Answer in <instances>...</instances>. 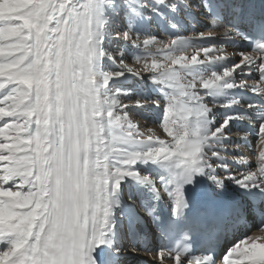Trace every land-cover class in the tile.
I'll return each mask as SVG.
<instances>
[{
    "label": "snow or ice",
    "instance_id": "obj_1",
    "mask_svg": "<svg viewBox=\"0 0 264 264\" xmlns=\"http://www.w3.org/2000/svg\"><path fill=\"white\" fill-rule=\"evenodd\" d=\"M194 8L223 32L184 35ZM229 8L244 16L243 5L212 0H0V264H122L126 241L153 264H216L211 253L192 251L186 232L149 246L134 220L124 223L121 186L131 182L128 201L132 185L154 200L166 196L177 218L185 185L198 176L264 196V39L233 56L206 46L221 35L252 39L225 21ZM249 23L264 36V14ZM127 77L147 81L125 86ZM237 89L253 99L242 103ZM133 95L134 104L123 103ZM149 104L159 109L163 138L133 119ZM241 119L258 138L248 159L249 131L233 136L230 126ZM146 164L158 174L143 171ZM139 207L162 238L173 228L155 205ZM234 207L235 222L246 223L251 209ZM219 264H264V223Z\"/></svg>",
    "mask_w": 264,
    "mask_h": 264
},
{
    "label": "bare ground",
    "instance_id": "obj_2",
    "mask_svg": "<svg viewBox=\"0 0 264 264\" xmlns=\"http://www.w3.org/2000/svg\"><path fill=\"white\" fill-rule=\"evenodd\" d=\"M219 1L225 4H237V5H243V13L246 17V14L248 18L253 19L257 16V6L259 5L260 8L263 10L264 14V1L263 0H215ZM194 4H199V0H193ZM239 11V10H238ZM224 14L226 15L225 20H234L239 23V25H242V19L244 16L237 15L236 12H233L232 9H226ZM262 15V14H261ZM260 15V16H261ZM187 19L183 20L184 25V35L187 36H194L198 34V32H189L186 28H191V26H188V23L190 24L191 21L193 22V26L197 28H201L199 31L205 33L206 35L209 32L215 33L217 35H220L223 32V26L222 27H212L210 21L208 20V13H205L203 9L201 8H194L190 10L188 13H186ZM224 26H228L225 24ZM153 28H155V25H153ZM199 32V33H200ZM159 38L163 39L164 34L160 33ZM230 39H236V37H223L220 36L219 40L215 41H209L210 45H214L216 43V47H223L224 52L223 55L227 56H233L234 53H238L241 50H247L245 45L238 44L237 46H234L231 43H228L227 41ZM248 51V50H247ZM216 55H221V53H215ZM201 59L203 57L201 56ZM126 63L129 65H133L134 67H139V65H135L132 57L130 56ZM147 81V77L144 78V81H136L135 77H127V82L125 83V86H127V83L135 82L137 84H145ZM123 83V81H122ZM145 92H148L152 99H155L158 97V94L155 92L150 91L149 87L144 88ZM235 94H239L241 96V102L247 103L251 99H253V96L251 93H242L240 90H234ZM137 97L135 95L132 96L131 99H124V104H134ZM223 112L225 111H242L243 109H221ZM221 110H214L219 111ZM137 115L133 117L134 121L138 123L141 130L146 131L147 129H156L157 134L163 136L165 134L162 133V130H159L158 127V121L159 118V109H156L153 105L149 104L146 106L145 109H136ZM251 112V110H248ZM223 114V113H222ZM233 130V136L236 135L237 128L241 129H247L248 131L254 130V133H250V142L252 147L245 150V158L248 159L247 152L256 153L257 152V140L255 135V127L247 120L241 119L238 121L232 122L230 124ZM231 143H239L240 141L237 140L235 137L232 138L230 141ZM231 159V157H229ZM253 166H254V157H253ZM143 171H148L152 175H157L159 172V169L156 165L153 164H146L141 166ZM202 181L204 186L208 189L209 194L210 193H218L215 195H211V208H210V220L212 223H215L216 226H218L220 232L224 236L223 241L220 245V250L218 254V259L216 261V264H219V261L223 260V256L226 254L228 248H230L233 244H235L239 239H242L245 235L249 234L252 235L253 232L257 231V223L256 219L258 217L264 218V203H261V201H264V196H261L256 190H251L250 193H246L242 189H238L237 186L230 181L225 182V189H216L214 185H212L205 177H202ZM131 184V182H126V184H122V189H124V203L125 207L123 209V216H124V223L127 225L129 221H135L136 229L146 238V243L149 246L156 247L161 245L160 239L161 234L157 230L156 225H154L151 221V219L140 210V203L141 201H146L149 206L155 205L157 210V215L161 218V220L164 222V219L168 217V215H171V203L167 201V197L165 196L161 200H154L152 197V194L148 192L146 188H143L138 185H132L131 187V194H132V201H128V185ZM251 196H254L258 198L259 202L256 204L252 203V200L250 199ZM228 204V208H225V205ZM234 205H242L243 207H246L248 209H251L248 212L243 213L244 221L242 223L237 224L234 220V215L237 212L236 207ZM225 208V209H224ZM258 209L259 215L256 214V210ZM121 213L118 211L117 216L119 217ZM172 216V215H171ZM154 228V229H153ZM137 247H140L141 244L137 243ZM101 247H105L102 245ZM221 255H223L221 257ZM121 260L122 264H153V261H151V256L148 252H145L143 248L140 249L139 253H133L128 250L127 248V241L125 242V249L121 254ZM229 259H235V257H230Z\"/></svg>",
    "mask_w": 264,
    "mask_h": 264
},
{
    "label": "rangeland",
    "instance_id": "obj_3",
    "mask_svg": "<svg viewBox=\"0 0 264 264\" xmlns=\"http://www.w3.org/2000/svg\"><path fill=\"white\" fill-rule=\"evenodd\" d=\"M191 26V28L189 29V28H186V29H188L189 30V32H200L199 30L201 29V28H197V27H195V26H193V22L191 21V23L189 24L188 23V26ZM208 45H210V42H206V46H208ZM214 45H216V43L214 44ZM216 46H218V45H216ZM223 113V111L221 110V112H220V114H222ZM250 131H254L253 129L252 130H250ZM154 229V228H153Z\"/></svg>",
    "mask_w": 264,
    "mask_h": 264
}]
</instances>
